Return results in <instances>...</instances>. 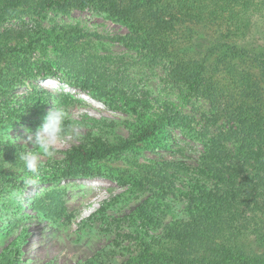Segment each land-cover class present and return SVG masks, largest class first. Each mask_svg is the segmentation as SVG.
<instances>
[{
    "label": "trees",
    "instance_id": "1",
    "mask_svg": "<svg viewBox=\"0 0 264 264\" xmlns=\"http://www.w3.org/2000/svg\"><path fill=\"white\" fill-rule=\"evenodd\" d=\"M49 11H91L119 23L127 33L110 41L136 53L144 68L162 70L184 101L209 102L212 123L222 122L215 137L202 136L203 152L193 164L163 160L139 181L151 195L129 224L153 225L160 234L141 241V254L128 264H264V256L244 251L247 242L264 247V113L256 105L264 96V0H0V127L13 128L48 108L52 93L36 82L56 78L62 68L74 74L69 79L77 87L113 110L137 116L149 108V92H137L126 73L91 65L74 71L64 61L55 69L50 62L32 61L48 48L43 23ZM187 25L208 32L214 45L206 48L185 35ZM24 88L27 94L19 96ZM189 123L169 108L117 144L87 137L63 152L66 168L55 182L99 175L93 165L165 136L168 126ZM22 148L0 135V199L25 183L16 173L23 167ZM256 166L252 174L248 168ZM168 195L186 202L187 220L162 225L159 203ZM32 207L48 219H62L67 211L62 197L54 195ZM23 239L0 251V264H22Z\"/></svg>",
    "mask_w": 264,
    "mask_h": 264
},
{
    "label": "rangeland",
    "instance_id": "2",
    "mask_svg": "<svg viewBox=\"0 0 264 264\" xmlns=\"http://www.w3.org/2000/svg\"><path fill=\"white\" fill-rule=\"evenodd\" d=\"M43 28L48 48L46 53L37 51L32 61L50 62L55 69L64 61L74 71L91 65L126 73L137 92H149V108L137 116L113 110L77 87L69 79L74 74L63 68L56 78L39 79L36 83L52 93L51 105L13 128L1 126L0 135L21 143L25 129L35 134L47 113L58 107L66 113V124L78 139L58 147L53 159L41 157L36 174L26 173L23 167L16 171L20 183H25L16 190H6L0 199V251L17 237H24L18 247L22 264H128L141 254V241L160 234L153 225L135 229L129 224V216L151 195L139 181L163 160L193 164L203 152L202 136L215 137L222 122L212 123L209 102L200 98L184 101L179 89L167 83L162 70L144 68L136 53L110 41L109 37L127 33L119 23L91 11H73L69 15L49 11ZM183 32L192 34L206 48L214 45L210 34L198 26L187 25ZM220 53H215L210 63ZM27 92L24 88L18 94L25 96ZM256 105L264 113V96ZM169 108L187 116L188 127L168 126L165 136L137 143L119 156L93 165L99 175L55 182L66 168L63 152L73 145L90 136L117 144L142 125L166 116ZM257 168L248 169L254 174ZM53 195L61 196L67 208L62 219L45 218L32 207L33 202ZM159 204L163 226L188 219L187 204L181 197L168 195ZM244 251L264 256V247L255 243H245Z\"/></svg>",
    "mask_w": 264,
    "mask_h": 264
},
{
    "label": "clouds",
    "instance_id": "3",
    "mask_svg": "<svg viewBox=\"0 0 264 264\" xmlns=\"http://www.w3.org/2000/svg\"><path fill=\"white\" fill-rule=\"evenodd\" d=\"M66 119L63 109L54 107L47 113L35 134L30 129L24 130V137L21 139L23 148L18 153V158L26 173L36 174L41 157L53 159L57 155L58 147L78 139L70 131Z\"/></svg>",
    "mask_w": 264,
    "mask_h": 264
}]
</instances>
